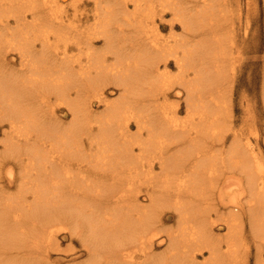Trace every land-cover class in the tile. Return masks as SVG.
I'll return each mask as SVG.
<instances>
[{
	"label": "bare ground",
	"instance_id": "obj_1",
	"mask_svg": "<svg viewBox=\"0 0 264 264\" xmlns=\"http://www.w3.org/2000/svg\"><path fill=\"white\" fill-rule=\"evenodd\" d=\"M66 1L0 0V264H58L62 230L87 253L70 264H237L245 204L264 264L258 137L234 131L226 147L242 50L229 10Z\"/></svg>",
	"mask_w": 264,
	"mask_h": 264
},
{
	"label": "rangeland",
	"instance_id": "obj_2",
	"mask_svg": "<svg viewBox=\"0 0 264 264\" xmlns=\"http://www.w3.org/2000/svg\"><path fill=\"white\" fill-rule=\"evenodd\" d=\"M218 2L220 7L225 6L226 9H228V13L233 16V24L231 27H234L236 29L235 36L238 43V48L241 50V53H236L234 57V66L235 71L233 72L228 70V73L230 74H236L237 77L236 80L230 82L228 85L229 87L236 86L233 95V105H232V122L229 124L230 129H228L227 134V146L228 147L231 143V140L234 136V131L238 133H243L246 137V135L250 136V138L256 142V138L258 137V147H254L257 151H261V154L264 158V0H214ZM79 4L80 8H90L93 7L94 2L90 0H67L64 3V6L69 9L70 13L73 14V5ZM229 15V17L232 19V17ZM171 17V16H168ZM84 18L83 20H85ZM179 23L177 24V30L180 33L182 30L179 27ZM165 32H170L169 28L165 27L163 29ZM97 44L101 45L102 43L99 41ZM228 46V45H227ZM227 52L230 53V49L226 47ZM10 59L17 60V57L14 55V52H11ZM237 57V58H236ZM236 58V59H235ZM240 61V62H239ZM241 65V66H240ZM171 71L173 74H176L178 71H176L175 65H173L171 68ZM173 69V70H172ZM176 72V73H175ZM232 80V78H231ZM234 80V79H233ZM247 90V91H246ZM112 91V92H111ZM108 92L110 93V96L112 98H115L118 96V89L114 86L108 88ZM245 97V98H244ZM247 99V101H246ZM170 100L176 101L177 98L173 96ZM248 102V104H247ZM243 104V105H242ZM246 104L250 105L252 112H248L246 110ZM96 108H98L95 105ZM101 109V106L98 108ZM65 111V112H64ZM60 111L59 114L62 115L66 121L69 120V117L66 114V110ZM186 114L183 112V116ZM250 114V115H249ZM254 119H253V117ZM251 117V118H250ZM253 119V122H252ZM260 119V120H259ZM234 120V121H233ZM244 120V121H243ZM247 120V121H246ZM245 121L247 122L244 124ZM249 123V124H248ZM244 124V125H243ZM244 127H243V126ZM241 127L242 130H241ZM135 130V127L133 128ZM245 129V130H244ZM237 130V131H236ZM250 134V135H249ZM258 134V135H257ZM4 138L3 134H0V141ZM229 138V139H228ZM220 150V149H218ZM226 150V149H221ZM15 191V190H14ZM211 199V198H210ZM245 200L247 198H244ZM243 200V202H246ZM215 202H218L217 198L215 197ZM205 200L200 199L199 204L205 206L204 204ZM207 205V203H206ZM221 210H225L224 206H219ZM241 213H244L243 215V231H242V240L240 241L241 244L239 246V257L238 260L239 264H256L258 260V253L257 246L255 245V239L253 237V233L251 232V225H250V219H249V213H248V205L245 204V206L240 209ZM211 211V210H210ZM212 214V217L214 218L212 221H215L213 225L214 231L213 234H215L217 237L221 236L224 237L228 231V224L226 223V220L219 216L218 214L212 210L210 212ZM167 221L168 224H175L177 222L176 214H174V211L171 209L167 210ZM217 218V219H216ZM216 219V220H215ZM222 220V223L220 222ZM210 220V221H211ZM218 220V221H217ZM64 230H62L59 234L60 240H61V248L62 252L59 250H51V260L56 261L58 264H70L72 261H83L87 259V253L84 252V247L80 244V240H74L73 242L67 238H62L64 236ZM71 242V243H70ZM74 245L76 249H73V247H68L69 245ZM257 244V243H256ZM81 247V248H80ZM60 248V249H61ZM159 250L162 251L165 247L164 246H158ZM65 249L68 250V254H66ZM69 249L71 252H69ZM74 250V251H73ZM57 251V252H53ZM82 252V253H81ZM264 250L262 251V253ZM65 253V254H64ZM84 253V254H83ZM264 254V253H263ZM206 256L200 255L196 260L199 262V264H204L206 261V258L208 256V253L205 254ZM257 258V259H256ZM264 258V257H263ZM72 260V261H71ZM75 261V262H76ZM237 263V264H238ZM263 263V262H262Z\"/></svg>",
	"mask_w": 264,
	"mask_h": 264
}]
</instances>
